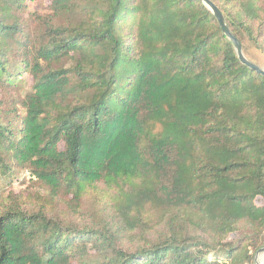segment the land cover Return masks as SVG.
Masks as SVG:
<instances>
[{"label":"trees","instance_id":"obj_1","mask_svg":"<svg viewBox=\"0 0 264 264\" xmlns=\"http://www.w3.org/2000/svg\"><path fill=\"white\" fill-rule=\"evenodd\" d=\"M43 1L0 0V264H254L264 76L198 0ZM210 1L264 58V0Z\"/></svg>","mask_w":264,"mask_h":264},{"label":"water","instance_id":"obj_2","mask_svg":"<svg viewBox=\"0 0 264 264\" xmlns=\"http://www.w3.org/2000/svg\"><path fill=\"white\" fill-rule=\"evenodd\" d=\"M199 2H201L210 12L211 14L214 16V18L216 19L223 35L227 38V40L229 42H231V44L233 45L234 51L236 53V56L238 58V60L244 64L245 66H247L249 69H251L252 71L264 76V69L256 66L255 64H253L252 62H250L243 54L242 48H241V44L239 43V41L230 33L225 20L221 14V12L215 7V5L210 1V0H198ZM264 256V246L262 248H260L255 256H254V264H264V262L261 260L260 257Z\"/></svg>","mask_w":264,"mask_h":264},{"label":"rangeland","instance_id":"obj_3","mask_svg":"<svg viewBox=\"0 0 264 264\" xmlns=\"http://www.w3.org/2000/svg\"><path fill=\"white\" fill-rule=\"evenodd\" d=\"M44 5H47L48 2L47 0L43 1ZM41 3V6H44ZM38 7V6H37ZM247 57L249 58V60L255 64L256 66L264 69V58L257 53L256 51H248L247 53ZM31 86V79L28 76H25V90L28 91L30 89ZM20 179H25L23 180L21 183L19 182H14L13 185L7 190V191H12L15 193H18L20 191H29L31 192L33 190V188L31 187L34 183V181L29 180L27 176L25 175H20L19 177ZM34 186V185H33ZM101 195L99 196L98 194H94L89 198H85L82 202V204H84V206H90V205H96L99 202V199H101ZM260 201V200H259ZM261 203V201H260ZM261 260L264 262V256L260 257Z\"/></svg>","mask_w":264,"mask_h":264}]
</instances>
